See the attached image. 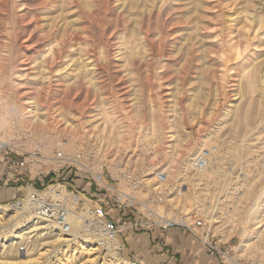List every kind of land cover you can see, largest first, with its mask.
<instances>
[{
	"label": "bare ground",
	"instance_id": "6f19581e",
	"mask_svg": "<svg viewBox=\"0 0 264 264\" xmlns=\"http://www.w3.org/2000/svg\"><path fill=\"white\" fill-rule=\"evenodd\" d=\"M74 1L0 0V11L11 14L0 33V141L16 137L14 146L33 156L34 177L45 162H77L94 172L101 160L123 182L116 192L135 204L139 199L155 220L186 224L178 210L186 220L198 217L208 236L212 231L224 241L240 239L238 258L226 254L228 263L243 264L244 258L264 264V53L258 52L264 47V0H147L144 8L141 0H77L84 10L68 16ZM176 9L185 10L182 18ZM184 17L192 24L177 28L186 24ZM121 20L136 24L131 36L118 31ZM24 22L34 35L24 37L23 47L32 46L33 37L40 46L28 64L18 56L13 65L10 28L15 34ZM165 49L183 56L175 71L181 79L200 61L190 77L199 81L191 92L196 102L182 112L183 89L175 84L167 115L159 103H149L147 127L135 123L145 105V85L134 75L141 69L150 80L155 77ZM150 65L153 72L143 69ZM219 79L210 94V84ZM107 89L119 96L105 98ZM131 111L123 121L119 112ZM124 154L138 175L120 167L117 158ZM158 163L163 168L155 171ZM48 198L65 205L70 232L44 216L53 208ZM78 201L62 184H53L41 191L30 186L15 205L0 203V264H134L119 253L120 230L110 236L90 202L77 212Z\"/></svg>",
	"mask_w": 264,
	"mask_h": 264
},
{
	"label": "rangeland",
	"instance_id": "374dc122",
	"mask_svg": "<svg viewBox=\"0 0 264 264\" xmlns=\"http://www.w3.org/2000/svg\"><path fill=\"white\" fill-rule=\"evenodd\" d=\"M74 2H72L73 4L69 3V5H70L69 8H72L70 10H73V11H71L67 15L68 16L74 15L75 17H78V15H80V12L83 11L84 8L82 7V3L80 1L75 0ZM145 3L147 4V0H141V3H139L140 7L144 8ZM74 4H75V6H77V4H79L80 5L79 8L81 10L79 8H77V10H74L73 9V7H75V6H73ZM184 11L185 10L179 11L178 9H176L175 12L177 13V16L182 18L183 17L182 15L185 13ZM180 12H181V14H180ZM20 13H22V12L20 11ZM35 13L37 14V12H35ZM131 13L133 15H130V17L134 18L133 16L136 14H134L133 12H131ZM37 16H39V15L37 14ZM199 16H201V15H197V18ZM10 18H11L10 9H8L7 11H4V10L0 11V33H1L2 29L6 26V23H8L10 21ZM21 18L23 20L29 19L28 17L25 16V14L22 15ZM184 18L180 19V20L181 21L183 20L182 22L185 21V23L187 25L183 24V23H176L177 28L188 27L192 24V23H190V25H189L187 23L189 19H187V18L184 19ZM79 20H81V19H79ZM206 21H209V19ZM175 22H177V21H175ZM24 24H25V22L18 26V30H17V32L15 31V34H14V30H13V25H11V28H10L12 39L15 38V40H16V43L13 40L11 42V50H13V53L11 55V61H12L13 65L17 64L16 59L18 56L19 57L24 56L26 58L25 64H28V62H30L34 59V57H35L34 54H37L35 52V50L40 46V42L35 41V37H33L32 44H31L32 46H30L28 48L25 46L23 47L24 37L34 35L33 32H29V28H31V26L26 25L29 28L25 29ZM120 24L121 25L119 26L118 31L121 33L122 29L124 28L123 31H125L124 34L126 35V37H128L129 35L131 36L130 32L136 27L135 26L136 24L135 23L133 24L132 21L123 23L122 20L120 21ZM130 28L131 29L133 28V29L131 30ZM258 49H259L258 52H261L262 54L264 53V47L263 46L259 47ZM182 57L183 56H181V55H178V54L175 55V54L171 53L170 50H168V51L166 49L163 50L159 55V59L156 60V68L157 69H155V71H154L156 73V76L154 77V74H153L151 76V80H150L148 72L143 71L141 69L136 71V75H134V79L138 80V81H136L137 84L138 85H145V87H143L141 89L142 90L141 93L143 95L142 98L144 101L143 104H145V105H143L140 117L135 120V123H137V121L138 122L140 121V122H143L145 126L150 127V124H148L150 122V114H149L150 108L148 106L151 104L152 101L156 105L159 103L158 106L161 108L163 113L165 115H167L168 111H167L166 105L168 104V98H169L167 96H169L172 93H173V95H177V92L176 93L174 92L176 87L177 88L182 87V89H183L182 90L183 94L180 93L181 95H178L179 101L181 102L179 107H181L182 112H183V110L187 111L189 109L188 105H191V106L195 105L196 100L193 99L192 93L198 87L199 81L197 79H193L190 77L194 72L193 70H195V68L198 65H200V61L196 60V61L192 62L189 65V72L187 73V79H181L178 77V75L175 74V71H176V69H178L183 64L184 61H183ZM146 68H149L153 72L152 65L143 67V69H146ZM230 80H231V78H226V82L230 81ZM220 82H221V79L217 80L216 82H212L210 84V90H209L210 94H212L215 90L214 84L219 85V84H221ZM150 84H153L154 86H152L151 89L149 90L148 87ZM159 84H161V85H159ZM230 84L226 85V86H228V87H226L227 88L226 90H229ZM117 95L119 96V94H117L114 90L107 89L105 91L104 97L112 101L113 99H115V97ZM146 98H148V99H146ZM149 99H150V101H149ZM160 99H161V101H160ZM119 100H120V103L123 102L122 98H120ZM157 100L159 102H157ZM230 100H232V97H228L227 101H230ZM225 104H227V103H223V105H225ZM193 108H195V107H193ZM222 108H224V107H222ZM119 114L122 116L121 117L122 120L126 121L128 116H132L133 114H135V112L134 111H131L129 113H125V112L120 113L119 112ZM143 116L145 118H143ZM10 140L0 141V203L1 204L15 205V204L19 203L21 200H23L25 198L26 193H27L30 186L36 187L37 190L41 191V190H43V189H45L48 186L53 185V184H62L65 187V189L68 190V192H70V194L73 197L75 196V197L79 198V201L77 203V212H81L83 207L85 206V204L87 202L88 203L90 202L92 207H94L95 205L98 204V202L89 201V199H87L86 197L80 195L77 191H75L74 187L66 186L65 180H61L62 178H64L66 176V174H68V173L74 174L75 172H77L79 176L83 175L85 178L88 177V179H90V182L93 183V186L95 188H97L96 184L91 179V176H90L91 174L88 172L91 170H88L82 164L77 163V162H72V163L63 162V163H61V165L59 167H56V165L52 162H45L42 165V172L34 177L32 174V168L34 166L35 161L33 160L32 154L28 150H27L28 152L23 151V150H20L19 148H16L14 146L15 141H16L15 136L10 138ZM166 140L167 139H165V142H166ZM165 146H166V143L164 145H162V148L164 149ZM39 156H41V154H39ZM86 158H88L89 162H93L95 159V157L93 155H89V157H86ZM97 161H98L97 164L99 166L98 167L99 169L101 168V166H103L105 168L104 169L105 170V181L108 184H112V185L121 187V183H123V182L121 179L116 177L115 172L111 169V167L109 165L103 163L101 160H97ZM117 161L119 162V164H121L120 167L122 169L127 168L126 170L127 171L130 170L131 175H138V174H136V172H134V170L132 171V169H133L132 165L126 164L127 163L126 161H128V157H126V154L118 157ZM158 164L156 165V167H154L155 171L156 170L160 171L163 168L161 163L159 165ZM6 166H7V168H6ZM2 168L5 170L1 171ZM106 178H108L109 180H107ZM126 180H127V177H126ZM126 180L124 182L128 183V185L125 183L124 186H126V188L131 187V184H129V181L128 180L126 181ZM123 188L124 187H122V189ZM142 188L143 187L140 186V190ZM135 191L138 192L139 188H137ZM7 193H9V195L5 196V194H7ZM156 194L157 193H154L153 195H155L154 197L156 199H158V201H159V197ZM155 202L156 201L152 202L150 206H153V203H155ZM111 204L115 205V203L112 202V200H111V203L107 206V210H109V208H110L109 206H111ZM135 205H136L135 208H124L123 211L125 209L134 211L135 215H137V217H138V221L140 223H142L144 227L149 228V227L155 226L154 224H149V223H155L156 225L157 224H166V223H162V222L155 220L152 217V215L149 214V212L147 210H144L142 208V206H143L142 202L139 199H138V203H136ZM160 206L168 208V203L165 201L164 202L160 201ZM177 212H178L179 216H181L183 218L182 219L183 221H187L186 224H183L184 226H178V227L186 229L188 232H190L195 237V239H196L195 241L197 242L198 245L207 246L209 249V253L218 257V260H220V262L222 264H231L230 262L228 263L226 261V259H225L226 254L227 255L229 254L228 256L238 258L237 252L234 250V248L240 242V239L238 237H233L230 240L224 241V240H221L219 235L214 234L212 231H211V234L208 236V233L205 232V230L203 229V223L200 221V219L198 220V217H197V219H194L195 221L194 220L190 221V220H186L185 214L182 211L178 210ZM194 216H196V215H194ZM197 220H198V222H197ZM190 223H192V224H190ZM178 227H175V228H178ZM201 232H204V233H201ZM96 234H97L96 236H101L99 233H96ZM119 243H120V241L117 242V244H118L117 250H119V248H120ZM121 244H123L122 240H121ZM23 246L24 245L20 246V248H21L20 250L22 252H24V250H22ZM123 252H124V247L122 248V251L119 250V253L121 254L122 258H124V259H126V260H128L134 264H138V263H135L134 261H132L131 259L127 258L125 255H122ZM240 262L243 264H255L252 261H250L249 259L247 260L244 258H242L240 260Z\"/></svg>",
	"mask_w": 264,
	"mask_h": 264
},
{
	"label": "crops",
	"instance_id": "0c3cea01",
	"mask_svg": "<svg viewBox=\"0 0 264 264\" xmlns=\"http://www.w3.org/2000/svg\"><path fill=\"white\" fill-rule=\"evenodd\" d=\"M4 170L2 168L1 171ZM61 180H65L66 186L74 187L75 191L91 202H98L102 196L88 177L79 176L77 172L68 173ZM9 193L5 196H8ZM111 206L107 211L108 218L117 221L119 225V236L124 243L123 255L135 263L222 264L218 257L209 253L207 246L198 245L195 237L186 229L164 230L157 226L144 227L138 221L134 211L127 209L123 211L113 204Z\"/></svg>",
	"mask_w": 264,
	"mask_h": 264
},
{
	"label": "built area",
	"instance_id": "2783aa9c",
	"mask_svg": "<svg viewBox=\"0 0 264 264\" xmlns=\"http://www.w3.org/2000/svg\"><path fill=\"white\" fill-rule=\"evenodd\" d=\"M204 161L200 162V166H203ZM105 168L101 166V168L97 171H88L91 175V179L96 184L97 189L99 192H101L102 196L98 199V204L94 207H91L92 213L97 217V219L101 220L102 225L106 230L110 232V236L116 237L119 231V228L116 226L115 221L108 218L107 213V206L112 202L115 203V206H117L119 209L124 208H135L136 205L134 200L129 199V195H125L124 198L121 197L120 194H123L122 192H116L115 189L117 186H110L109 184L104 183L105 179ZM157 178L163 180L165 178L164 174L162 172H159L157 174ZM109 180L108 178H106ZM114 187V188H111ZM124 195V194H123ZM50 205L53 206L52 211L47 210L46 215L44 216L50 220L54 221L58 227H61L64 233L70 232V225L66 222V211L64 209V204H62L59 200H52L51 198H48L46 200ZM56 210V211H55ZM43 215V214H42ZM154 224L157 227H160L164 230L175 228L178 226H184L182 223L177 221H172V219L168 220L166 224H155V223H149ZM101 244L104 243L103 240H101Z\"/></svg>",
	"mask_w": 264,
	"mask_h": 264
}]
</instances>
